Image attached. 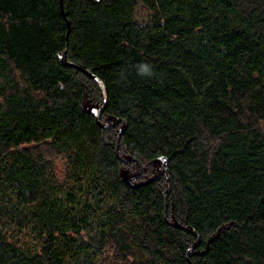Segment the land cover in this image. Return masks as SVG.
I'll return each mask as SVG.
<instances>
[{"label": "trees", "instance_id": "obj_1", "mask_svg": "<svg viewBox=\"0 0 264 264\" xmlns=\"http://www.w3.org/2000/svg\"><path fill=\"white\" fill-rule=\"evenodd\" d=\"M0 264H264V0H0Z\"/></svg>", "mask_w": 264, "mask_h": 264}, {"label": "water", "instance_id": "obj_2", "mask_svg": "<svg viewBox=\"0 0 264 264\" xmlns=\"http://www.w3.org/2000/svg\"><path fill=\"white\" fill-rule=\"evenodd\" d=\"M59 2H60V8H61V11H62V0H59ZM66 25H67V28L69 29V23L66 21ZM61 61H64V56L61 58ZM73 67H75V68H77V69H80L79 67H77V66H73ZM81 70V69H80ZM101 113H102V110L98 113V115H97V121H98V123H99V118H100V116H101ZM126 127V126H125ZM120 137V135L118 136V138ZM116 153H117V155H118V139H117V147H116ZM167 172V170L164 168V169H162L161 171H160V173H159V175L158 176H160L163 172ZM141 173H142V167H141V165H140V174L138 175V177L141 175ZM138 177H134V178H131V179H129L128 181H127V183H131V182H133V181H135V180H137V178ZM167 182H168V192H169V190H170V177H169V173L167 172Z\"/></svg>", "mask_w": 264, "mask_h": 264}, {"label": "rangeland", "instance_id": "obj_3", "mask_svg": "<svg viewBox=\"0 0 264 264\" xmlns=\"http://www.w3.org/2000/svg\"><path fill=\"white\" fill-rule=\"evenodd\" d=\"M137 17H139V19H141V21H143L147 17V12L144 9H139L137 11Z\"/></svg>", "mask_w": 264, "mask_h": 264}]
</instances>
